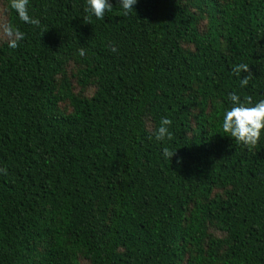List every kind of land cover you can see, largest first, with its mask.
I'll use <instances>...</instances> for the list:
<instances>
[{"label":"trees","instance_id":"16d2710c","mask_svg":"<svg viewBox=\"0 0 264 264\" xmlns=\"http://www.w3.org/2000/svg\"><path fill=\"white\" fill-rule=\"evenodd\" d=\"M3 1L0 264H264V132L222 131L264 100V0Z\"/></svg>","mask_w":264,"mask_h":264},{"label":"clouds","instance_id":"9594fccd","mask_svg":"<svg viewBox=\"0 0 264 264\" xmlns=\"http://www.w3.org/2000/svg\"><path fill=\"white\" fill-rule=\"evenodd\" d=\"M10 6L16 11L21 21L24 23L39 26L40 20L34 18L29 14L28 5L29 0H9ZM86 12L90 11L97 19H104L105 13L112 11V4L109 0H86ZM137 0H119V5L123 9L124 15L127 16L134 10ZM87 19V18H85ZM4 31L9 39V47H18V42L23 38V33L18 29L5 27ZM112 52H117L118 49L112 46ZM81 56L85 55V50L80 49ZM233 72L239 76L242 72H247V76H243L240 80L241 87H246L251 79V71L249 65L239 64L233 69ZM229 99L233 106L226 110L222 117V131L232 137L239 144L248 146L249 149L254 148L261 139L262 132H264V100H260L253 104L250 96H245L243 101L241 97L235 93L229 94ZM173 121L169 118H162L160 126L154 131L150 132L149 139L153 136L157 141L171 140L172 133L169 128ZM176 152L171 151L168 147L163 148V156L165 159H172ZM179 162V161H178ZM6 171V170H5Z\"/></svg>","mask_w":264,"mask_h":264},{"label":"rangeland","instance_id":"374dc122","mask_svg":"<svg viewBox=\"0 0 264 264\" xmlns=\"http://www.w3.org/2000/svg\"><path fill=\"white\" fill-rule=\"evenodd\" d=\"M7 25V15L5 12V4L3 0H0V44L7 41L10 37L7 36L4 31Z\"/></svg>","mask_w":264,"mask_h":264}]
</instances>
